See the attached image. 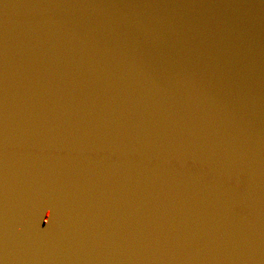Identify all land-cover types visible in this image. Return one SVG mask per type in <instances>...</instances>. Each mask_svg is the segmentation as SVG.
I'll return each instance as SVG.
<instances>
[{"label":"water","instance_id":"1","mask_svg":"<svg viewBox=\"0 0 264 264\" xmlns=\"http://www.w3.org/2000/svg\"><path fill=\"white\" fill-rule=\"evenodd\" d=\"M0 264H264L102 134L0 22Z\"/></svg>","mask_w":264,"mask_h":264}]
</instances>
